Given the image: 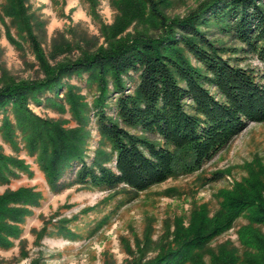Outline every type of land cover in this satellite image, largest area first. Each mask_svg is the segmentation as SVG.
Listing matches in <instances>:
<instances>
[{"label":"trees","instance_id":"trees-1","mask_svg":"<svg viewBox=\"0 0 264 264\" xmlns=\"http://www.w3.org/2000/svg\"><path fill=\"white\" fill-rule=\"evenodd\" d=\"M26 1L2 0L0 21L16 48L22 43L10 27L29 43L44 77L0 86V136L14 152L5 153L0 144V185L21 174L32 175L30 165L18 155L24 150L34 157L53 194L78 184L103 191L127 187L137 196L168 178L198 171L249 122H264V0H202L181 17L164 14L160 7L168 5L167 0H111L117 9L112 25L104 24L95 12L96 0H88L108 46L91 51L79 40L60 42L54 45L52 57L73 45L81 54L54 65L46 60L33 32ZM52 2L64 4V0ZM132 22L143 28L119 36ZM37 25L42 27L43 22ZM91 42L92 38L82 43L89 47ZM250 58L260 65L239 64ZM83 74L86 83L96 88L90 103L79 86L65 81ZM133 75L136 84L127 91ZM111 98L114 116L106 111ZM29 101H43L70 117H40L29 109ZM92 116L99 139L87 164ZM69 120L75 124L67 126ZM245 166V176L218 189V208L213 213L202 204L191 210L186 226L182 216L176 218L153 258L144 261L152 245L150 228L142 245L136 241L138 254L122 239L132 256L126 263L264 264V235L257 229L264 226V163L254 159ZM69 170H75L74 177L65 181ZM228 172L213 171L206 181H218ZM42 198L33 186L23 185L7 187L0 195V250L11 249L18 241L20 256L27 255L22 224ZM241 216L248 221L237 231L242 254L230 242L213 251L210 244ZM59 233L72 234L64 226ZM44 235L46 225L37 239Z\"/></svg>","mask_w":264,"mask_h":264},{"label":"rangeland","instance_id":"rangeland-1","mask_svg":"<svg viewBox=\"0 0 264 264\" xmlns=\"http://www.w3.org/2000/svg\"><path fill=\"white\" fill-rule=\"evenodd\" d=\"M168 5L160 7L168 17L184 16L195 8L202 0H167ZM2 0H0V15H2ZM27 12L32 14L33 32L43 50L46 60L54 65L58 62L75 59L81 53L73 47L52 57L55 44L63 41L79 40L84 48L91 51L99 47H107L108 42L99 30V22L92 17L91 4L88 0H64V4H54L52 0H28ZM94 10L106 25H112L117 15V9L111 0H96ZM8 23V18L5 17ZM43 22L38 27V22ZM141 24L132 22L122 36L127 32L134 33L142 29ZM12 35L22 43V48H16L6 37V26L0 21V86L9 82L36 80L44 77L29 43L18 38L14 27H10ZM148 32L155 31L148 28ZM83 37V38H81ZM85 38V39H84ZM93 39L89 47L82 42ZM80 53V54H79ZM241 65L259 66L256 58L239 61ZM136 75L128 79L127 91H132L136 84ZM69 83L80 87V93L87 102H91L96 95L94 85L86 83V74L81 78L65 79ZM64 89V88H63ZM63 97V94H60ZM32 112L40 117L69 118L68 112L58 113L51 107L32 101L28 102ZM107 113L114 116V98L109 100ZM11 116V115H10ZM1 118V114H0ZM12 118V116H11ZM13 119V118H12ZM75 123L69 120L67 126ZM90 137L86 149L85 160L90 164L97 147L99 134L94 117H91ZM0 144L4 152L14 154L10 146ZM30 165L32 175L21 174L19 178L11 180L7 185H0V195L7 187L14 189L19 186H33L43 198L39 207L31 208L33 214L22 224L25 257L20 256V245L14 241V247L0 250V264H127L132 257L124 250L122 239L127 241L133 252L136 241L144 242L147 227L152 230L151 248L146 252L144 261L156 256L157 245L167 227L169 232L174 228V221L180 216L184 225L194 207L205 204L210 213L218 208L219 199L216 193L221 187L230 186L233 181L240 180L247 174L246 163L260 159L264 163V122H249L244 130L234 137L225 147L219 150L209 161L191 174L168 178L162 183L153 185L146 191L134 196L126 191L127 187L116 188L115 191L89 188L78 184L64 189L61 193L53 194L49 191L43 173L39 170L34 157L28 156L24 150L18 153ZM229 170L218 181L207 182L206 178L216 170ZM75 170H69L64 175L65 181L74 177ZM86 210V211H85ZM69 220L68 223H62ZM244 216L238 218L233 227L217 237L210 247L217 251V245L230 242L239 254L244 251L238 240L237 231L247 225ZM46 225L47 235L37 239V233ZM60 226L71 231L70 236L59 233ZM257 229L264 235V226ZM216 247V248H215ZM136 256V255H135ZM209 262V257H205Z\"/></svg>","mask_w":264,"mask_h":264}]
</instances>
